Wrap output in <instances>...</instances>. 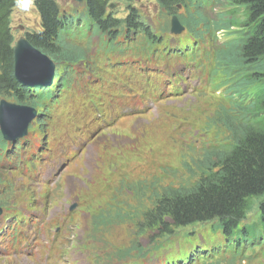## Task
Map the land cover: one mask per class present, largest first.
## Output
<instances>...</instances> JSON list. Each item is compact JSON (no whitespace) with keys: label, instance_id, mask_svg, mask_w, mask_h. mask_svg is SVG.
Masks as SVG:
<instances>
[{"label":"trees","instance_id":"obj_1","mask_svg":"<svg viewBox=\"0 0 264 264\" xmlns=\"http://www.w3.org/2000/svg\"><path fill=\"white\" fill-rule=\"evenodd\" d=\"M19 1L0 0V98L35 106L42 113V126L47 125L45 117L59 103L58 96L68 89L74 66L91 57L94 38L100 45L98 55L136 49L139 39V55L161 52L167 56L173 49L167 39L172 15L179 16L194 38L192 42L185 39L187 51L194 52L195 43L205 39L216 42L217 34L224 32L227 38L215 46V54L223 72L221 82L230 86L235 104L231 115L222 107L225 118L216 121L231 133L232 142L213 151L204 149V156L212 152L215 157L207 155L196 174L187 173L195 180L188 187L181 184L160 189L152 185L154 201L145 220L166 230L165 237L181 227L213 223V231L220 230L232 250L225 261L243 255L249 245L264 243V0H227L231 7L218 11L215 18L206 10L223 0H157L160 13L166 14V24L157 28L138 12L135 0H126L130 10L125 17L109 10L111 0H82V8L74 7L70 14L61 13L56 0H34L41 29L26 35L58 66L55 88L43 90L21 85L14 74L11 16ZM3 136L0 131V139ZM251 216L255 223L243 222ZM262 252L264 255V249Z\"/></svg>","mask_w":264,"mask_h":264},{"label":"rangeland","instance_id":"obj_2","mask_svg":"<svg viewBox=\"0 0 264 264\" xmlns=\"http://www.w3.org/2000/svg\"><path fill=\"white\" fill-rule=\"evenodd\" d=\"M60 5V12H72L70 7L79 4L81 0H57ZM112 1V0H111ZM119 1V0H118ZM122 0L115 4L112 8L118 17H123L130 6ZM137 6L138 12H141L147 23L157 28L163 27L166 24V14L160 13L156 0H135L133 3ZM231 5L227 0H223L218 5L208 7V14L215 18L220 10H227ZM211 13V14H210ZM12 24L16 39L27 33V31L38 30L41 28V16L38 12L34 0H20L11 16ZM185 32H182L183 34ZM172 33H169V35ZM226 37L223 33L220 34L219 42ZM209 42V41H207ZM211 45L212 43L209 42ZM213 46V45H212ZM172 53L167 55V77L171 79L167 82V90L170 86H180L183 93L176 99H168V104L182 106L183 111H177L175 118L178 120L184 119L181 126L174 127V124H167V115H162L159 111L158 104L149 100L143 104H120L118 107H113L112 112L115 115L126 117V120L119 119L116 123L121 128H108L104 133L102 127H106L112 122L107 120H94V125L102 123L100 128L86 127L79 129L78 141L68 145V153L74 155L70 167L79 161V167L63 178L56 170H51L46 177L49 182L48 187L46 181H39L38 186H35L37 173L29 171L15 176L12 172L6 171L8 162L0 160V206H8L19 210L26 209L27 211L42 212L43 204L47 198L52 199L51 204L55 210L62 209L65 211L68 208L73 212L72 218L61 216V226L63 230L68 229L64 247L60 243L53 244L52 251L56 256H64L73 254L77 250H82L97 257L102 262H116L122 260L115 257V252L118 248H128L133 244L136 236L139 237V245L152 246L154 241L163 242L165 237L157 239V231H148L146 226H153L147 221L139 223V229H136L141 217L142 211L149 204L148 196L151 194V186H159L160 189L168 186H178L184 180V177L192 172L196 174L198 165L203 164L207 155L214 158L212 152L204 156L201 149L203 144L194 145L196 148H189L184 143L187 141L188 130L192 129V133L196 131H204L207 133L209 145L213 147L218 143L230 142L229 133L220 121L216 119L225 118V110L222 107L231 109L232 103L224 84H220V76L223 74L220 70L217 60L215 59V70L213 77L206 78V87L200 91L198 95L195 86L198 79H202L203 75L209 72L207 60L203 57H194L191 61L193 69L186 67L184 64H179L176 67L170 63ZM183 61L188 58L187 53H176ZM90 58L88 62L83 61L78 67L77 77H83L86 82H99L96 79L97 71L101 69V64L95 65ZM165 62V65H167ZM126 66L130 71L136 74L145 75L142 71L143 63L141 57L134 55L131 60L126 62ZM153 70H157V66L151 65ZM121 68H118V70ZM177 70L183 74L186 79L176 81L173 78V72ZM114 75L115 80L122 83L127 81V78L118 76L115 72H110ZM56 81V80H55ZM113 80H109L112 83ZM98 86V85H97ZM139 86V77L133 82V89L126 87V93L132 96L136 101L137 91ZM82 90V89H81ZM222 90V91H221ZM124 95V98H129ZM90 102L95 106V115H102L99 105L102 104L101 97L91 95ZM72 105H84L78 97L69 100L66 104V112L61 116V119L66 118ZM142 109L148 111V115L141 113ZM169 108H167L168 110ZM190 109V112L185 110ZM231 110L229 114L231 115ZM171 119H174L172 116ZM101 120V121H100ZM34 125V130H40L38 119L31 122ZM115 123V122H113ZM179 122H177L178 124ZM95 132H92L95 129ZM150 128L149 133L147 129ZM201 129V130H200ZM184 131L186 135H184ZM71 139L65 137L62 144H68ZM93 141L101 142L107 149H103L98 157V162L94 166V170L90 172L88 167L89 156L94 153ZM53 147L57 146V140L52 141ZM207 145V144H206ZM75 150V151H74ZM22 165L37 164V161L21 160ZM85 162L87 163L85 166ZM93 162V160H92ZM69 164V160L64 161L62 167ZM90 164V165H89ZM11 175V178H7ZM62 178V180H61ZM9 184L8 189L3 188V183ZM84 185V186H83ZM141 186V187H140ZM55 188V189H53ZM67 189V190H66ZM4 204H1V203ZM10 202V203H9ZM9 203V204H8ZM8 204V205H7ZM23 208V209H22ZM20 221L30 222L27 215L18 211ZM13 215L8 216L11 218ZM254 219L249 217L243 222L247 223ZM167 226H170L169 219ZM166 221V222H167ZM96 223V224H95ZM255 223L252 220L249 224ZM190 225L181 227L178 234L171 236L174 240L177 236L192 231L209 232L213 231V223H203L199 226ZM5 225L4 228H6ZM43 227L48 231L47 221L43 222ZM186 236L187 239L189 236ZM1 235V233H0ZM155 236V237H154ZM192 237V236H191ZM50 240V238H47ZM180 244L183 240H179ZM172 246L171 241H165V246ZM203 244L209 247L210 243H202L198 238H192L187 243L183 244L179 249H171L167 252V261H172L177 258H186L189 250ZM5 243H0V252ZM250 246V245H249ZM176 248V246H175ZM12 251L16 254L22 249V245L14 244ZM263 244L247 247L243 250V255L234 260L222 261L219 264H264V257L255 255L256 251L263 250ZM51 248L45 246L41 252L46 260ZM138 251H133V258L138 257ZM143 255V254H141ZM32 258V257H30ZM129 259V258H125ZM243 259V260H242ZM262 259V260H261ZM30 260V259H27ZM50 263V261H49ZM0 264H13L10 258H1Z\"/></svg>","mask_w":264,"mask_h":264},{"label":"water","instance_id":"obj_3","mask_svg":"<svg viewBox=\"0 0 264 264\" xmlns=\"http://www.w3.org/2000/svg\"><path fill=\"white\" fill-rule=\"evenodd\" d=\"M184 29L177 15L171 19V31ZM14 74L19 83L29 88H43L52 84L55 63L32 45L27 36L20 37L14 45ZM29 105L0 101V129L8 139H17L26 133L27 124L37 116ZM1 212V209H0Z\"/></svg>","mask_w":264,"mask_h":264},{"label":"bare ground","instance_id":"obj_4","mask_svg":"<svg viewBox=\"0 0 264 264\" xmlns=\"http://www.w3.org/2000/svg\"><path fill=\"white\" fill-rule=\"evenodd\" d=\"M82 1V0H81ZM121 0H112L110 6H109V10L113 11L112 8L115 6V4H118V2L120 3ZM124 3L126 0H122ZM157 1V0H156ZM211 14V13H210ZM127 15V11H126V14L125 16ZM176 15V14H175ZM123 16V17H125ZM178 16V15H177ZM209 17V16H208ZM179 18V16H178ZM180 20V18H179ZM181 22V20H180ZM182 23V22H181ZM184 26V25H183ZM185 28V26H184ZM158 30V29H157ZM221 31V30H220ZM214 34V33H213ZM232 35V34H231ZM227 38V37H226ZM191 40H194V38H191ZM228 42V41H227ZM84 45L86 46H89V43L88 42H85ZM139 49H141V44H140V40L138 39V45L136 46V49H129L128 52L124 55L125 59L126 60H131L133 58V56L137 53H139ZM217 49V48H216ZM157 57H159L161 60H163V57L165 56L164 53H159L157 52L156 53ZM163 64L165 65V61H163ZM166 67H169L168 64L165 65ZM14 69H15V61H14ZM18 81V80H17ZM19 82V81H18ZM92 83L90 82V84H86V86L88 85H91ZM98 85L100 84V82H96L95 84L93 85ZM96 86H93V88L97 87ZM159 86H161V83L155 79V78H151V77H144L142 79L139 80V86H138V92H137V96H138V99L137 101L134 100V98L132 96L129 97V103H132L133 105H135L136 103L137 104H143L145 101H143V97L147 95V93L150 91V90H155L157 89ZM196 89V88H195ZM222 91V90H221ZM82 97L84 96L85 97V94H81ZM232 103V106L235 104L234 102H231ZM141 113L143 115H148V111L145 110V109H142ZM119 119H122V120H126V117H121L119 115H115L113 117L110 118V121L109 122H117ZM33 121V120H31ZM31 121L27 124L26 126V133L25 134H30L32 132H34V125L31 123ZM169 123L172 125L173 124V121H169ZM149 130L150 128L147 129V133H149ZM188 130V133H187V136H188V139L187 141H185L184 143L187 145V147L189 148H196L194 145H198V144H203V147L201 148L204 152V149H209L211 151L215 150L214 147L212 145H209L208 143V138H207V133L204 132V131H196V132H193L192 133V129H189L187 128ZM201 130V129H200ZM207 144V145H206ZM88 167V166H87ZM87 169L91 171L94 170V166L93 164L91 165V167H88ZM191 177L187 174L185 177H184V180L180 183V184H184L188 187L189 183H192L194 182L195 180L193 179H190ZM84 186V185H83ZM67 190V189H66ZM23 209V208H22ZM169 219V218H167ZM199 224H202V223H199ZM208 224V223H207ZM192 232V231H191ZM191 235V234H190ZM155 237V236H154ZM190 239H192L191 236H189L187 238V240H185L184 244L187 243ZM262 240V239H261ZM1 243V242H0ZM251 246V245H250ZM250 246H247V247H250ZM246 247V248H247ZM245 249V248H244ZM243 260V259H242ZM262 260V259H261ZM145 262H148L149 260L148 259H144Z\"/></svg>","mask_w":264,"mask_h":264},{"label":"clouds","instance_id":"obj_5","mask_svg":"<svg viewBox=\"0 0 264 264\" xmlns=\"http://www.w3.org/2000/svg\"><path fill=\"white\" fill-rule=\"evenodd\" d=\"M27 36V35H26ZM53 61V60H52ZM54 62V61H53ZM55 63V62H54ZM55 67H57L56 63H55Z\"/></svg>","mask_w":264,"mask_h":264}]
</instances>
